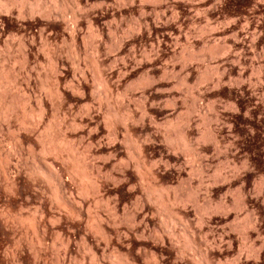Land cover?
<instances>
[{
    "label": "rangeland",
    "instance_id": "374dc122",
    "mask_svg": "<svg viewBox=\"0 0 264 264\" xmlns=\"http://www.w3.org/2000/svg\"><path fill=\"white\" fill-rule=\"evenodd\" d=\"M120 260L264 264V0H0V264Z\"/></svg>",
    "mask_w": 264,
    "mask_h": 264
},
{
    "label": "bare ground",
    "instance_id": "6f19581e",
    "mask_svg": "<svg viewBox=\"0 0 264 264\" xmlns=\"http://www.w3.org/2000/svg\"><path fill=\"white\" fill-rule=\"evenodd\" d=\"M55 9H56V8H55ZM20 11H21V10H20ZM57 11H58V10H57ZM64 13H65V12H64ZM56 14H61V13H59V11H58V13H56ZM74 14H75V13H74ZM74 14H72V15L74 16ZM62 15H63V14H62ZM75 15H76V14H75ZM77 15H78V14H77ZM24 16H25V15H24ZM60 16H61V15H60ZM64 16H65V14H64ZM22 17H23V16H22ZM74 18H75V16L73 17V19H74ZM71 20H72V19H71ZM76 20L78 21L77 18H76ZM76 20H74L75 22L73 23V26L70 25V26L72 27V28H71V34H72V35H73V34H76V29H77V28H76V26H77V25H76V24H77ZM79 30H80V29H79ZM69 32H70V31H69ZM77 33H78V32H77ZM99 79H100V78H99ZM101 79H102V78H101ZM101 82H102V80H101ZM104 83H106V82L103 81V84H104ZM105 85H106V86H105ZM104 86H105V90H106V89H107V86H108L107 83L104 84ZM109 87H110V86H109ZM107 90H108V89H107ZM109 91H110V90H109ZM104 92H105V91H104ZM106 95H107V91L105 92V96H106ZM109 97H110V96H109ZM58 112H59V111H58ZM113 114L115 115L114 111H113ZM116 114H117V112H116ZM57 115H58V113H57ZM57 117H58V116H57ZM42 118H43V117H42ZM115 133H116V132H115ZM114 138H115V137H114ZM118 140H119V139H118ZM114 141H115V140H114ZM184 143H185V142H184ZM186 143H187V142H186ZM136 155H137V154H136ZM53 172H54V171H53ZM59 186H62V185L60 184ZM62 187H63V186H62ZM58 188H59V192H60V187H58ZM58 188H57V189H58ZM57 189H56V190H57ZM61 194H62V193H61ZM61 196H63V195H61ZM63 199H64V198H63ZM64 202H65V201H64ZM38 225H39V224L37 223V225H35V226H36V227H39ZM36 227H35V229H36ZM203 263H205V262H203ZM119 264H127V262L124 261V260H123V261L120 260V261H119Z\"/></svg>",
    "mask_w": 264,
    "mask_h": 264
}]
</instances>
